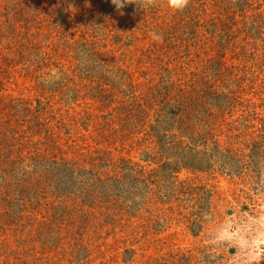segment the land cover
Segmentation results:
<instances>
[{"label":"rangeland","instance_id":"obj_1","mask_svg":"<svg viewBox=\"0 0 264 264\" xmlns=\"http://www.w3.org/2000/svg\"><path fill=\"white\" fill-rule=\"evenodd\" d=\"M0 264H264V0H0Z\"/></svg>","mask_w":264,"mask_h":264},{"label":"clouds","instance_id":"obj_2","mask_svg":"<svg viewBox=\"0 0 264 264\" xmlns=\"http://www.w3.org/2000/svg\"><path fill=\"white\" fill-rule=\"evenodd\" d=\"M133 3L136 4L139 9L143 10L144 14L147 8L155 6V0H135V2H130V0H111V4L120 14H123V10L129 4H133ZM188 3L189 0H166L167 8L173 13H179L184 11L188 7ZM151 36L152 39L156 41L162 39V36L155 31L151 33ZM50 75L59 78L58 73L55 70H53V72Z\"/></svg>","mask_w":264,"mask_h":264}]
</instances>
